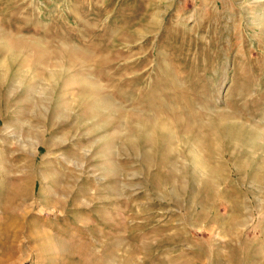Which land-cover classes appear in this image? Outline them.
<instances>
[{"label": "rangeland", "instance_id": "1", "mask_svg": "<svg viewBox=\"0 0 264 264\" xmlns=\"http://www.w3.org/2000/svg\"><path fill=\"white\" fill-rule=\"evenodd\" d=\"M0 264H264V0H0Z\"/></svg>", "mask_w": 264, "mask_h": 264}]
</instances>
